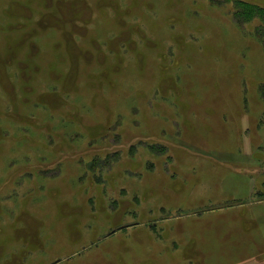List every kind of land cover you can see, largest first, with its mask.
<instances>
[{
	"label": "rangeland",
	"instance_id": "1",
	"mask_svg": "<svg viewBox=\"0 0 264 264\" xmlns=\"http://www.w3.org/2000/svg\"><path fill=\"white\" fill-rule=\"evenodd\" d=\"M233 2L0 0V264H264V22Z\"/></svg>",
	"mask_w": 264,
	"mask_h": 264
},
{
	"label": "trees",
	"instance_id": "2",
	"mask_svg": "<svg viewBox=\"0 0 264 264\" xmlns=\"http://www.w3.org/2000/svg\"><path fill=\"white\" fill-rule=\"evenodd\" d=\"M233 3L236 7H239V10L234 15L239 23L244 24L245 22L251 21L253 18L262 19L264 22V7L238 0H234ZM257 31L261 34L264 33V23L257 27ZM257 194L263 196V192H258Z\"/></svg>",
	"mask_w": 264,
	"mask_h": 264
}]
</instances>
